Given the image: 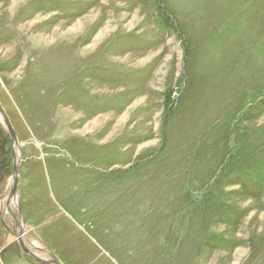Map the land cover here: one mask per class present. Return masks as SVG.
<instances>
[{"label": "rangeland", "instance_id": "obj_1", "mask_svg": "<svg viewBox=\"0 0 264 264\" xmlns=\"http://www.w3.org/2000/svg\"><path fill=\"white\" fill-rule=\"evenodd\" d=\"M0 105L59 264H264V0H0Z\"/></svg>", "mask_w": 264, "mask_h": 264}, {"label": "water", "instance_id": "obj_2", "mask_svg": "<svg viewBox=\"0 0 264 264\" xmlns=\"http://www.w3.org/2000/svg\"><path fill=\"white\" fill-rule=\"evenodd\" d=\"M0 120H1V124L3 125L4 130L7 132V134L10 137V146L12 149V158H13V174H12V186L10 188V192L8 195V201L6 204V208L8 209L11 218H12V223L15 227V229H17L16 232H13V235L15 237H17L19 245L22 249V252L30 257L31 259H33L34 261H36L38 264H59V262L52 256V254L46 249L47 251V255L50 256V259H40L38 258L35 253H33V249L31 247H28V245L24 244V242L22 241V237L25 235L26 232H24L23 226H26L25 223L23 222V218L22 215L19 213V211H17L18 214H16L14 211L11 210L10 208V201L12 199H16L18 197V187H19V170H20V163H21V159H20V154L19 156L16 154L14 148L18 147V149L20 148V142L18 140V137L12 127V124L10 123L8 116L6 115L4 109L2 108V106L0 105ZM20 151V150H19ZM4 221V225L8 227L9 223L8 221H5L4 219L2 220ZM1 249V247H0ZM36 255V256H35Z\"/></svg>", "mask_w": 264, "mask_h": 264}, {"label": "bare ground", "instance_id": "obj_3", "mask_svg": "<svg viewBox=\"0 0 264 264\" xmlns=\"http://www.w3.org/2000/svg\"><path fill=\"white\" fill-rule=\"evenodd\" d=\"M28 35L30 34V32H28L27 33ZM25 36V35H24ZM53 36H54V34H53ZM35 38V37H34ZM40 42L42 43V44H45L44 42H43V40H42V38H41V40H40ZM67 43V42H66ZM66 45V44H65ZM51 47H53L52 45H47V46H43V45H39L38 47L36 46V47H34V49H22V51H25V53L27 54V55H29V53L30 52H32V53H34V52H38V54L39 53H41V51L43 52V51H46L47 49H49V48H51ZM82 52H83V50H82ZM80 53V52H79ZM44 56V55H43ZM44 60V59H43ZM50 64V63H49ZM57 68V67H56ZM64 69V68H63ZM53 71V70H52ZM68 74V73H67ZM54 76V75H53ZM55 77V76H54ZM53 77V78H54ZM14 150H15V152H16V154L19 156V154H20V148L18 149V147H15L14 148ZM5 187V189L3 190V193L5 192L6 194H5V197H4V200L5 201H3V202H1L0 203V215H1V217H2V220L4 219L5 221H8V223H9V225H8V227L9 228H7L6 226V228L7 229H9V232H11V233H13V232H16L17 231V229H15V227L14 226H12L13 225V223H12V218H11V215H10V213H9V211H8V209L6 208V204H7V201H8V195H9V192H10V188H11V186H12V179L10 178V180L7 182V184L6 185H4ZM8 193V194H7ZM4 196V195H3ZM3 204H4V206H5V208L3 209ZM17 204H18V198H16V199H12L11 201H10V208H11V210L12 211H14L16 214H18L17 213ZM9 215H8V214ZM4 222V221H3ZM23 226V229H24V232H27L28 231V228L26 227V226H24V225H22ZM13 231V232H12ZM12 239H14V240H17L18 241V239H17V237H12ZM35 240V242H31V240L29 239V236H28V233H25V235L22 237V241L24 242V244H26V245H28V247H32V249L33 250H35V248L36 247H38L37 249H36V252H39V251H43L44 252V255L43 254H41L40 256H37L38 258H40V259H45V258H49L48 257V253H47V251H46V248H44V247H41V249L39 248L40 246H41V244H40V240L39 241H37L36 239H34ZM30 243V244H29ZM172 250V249H171ZM170 251V250H169ZM36 256V255H35Z\"/></svg>", "mask_w": 264, "mask_h": 264}]
</instances>
